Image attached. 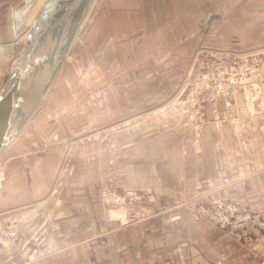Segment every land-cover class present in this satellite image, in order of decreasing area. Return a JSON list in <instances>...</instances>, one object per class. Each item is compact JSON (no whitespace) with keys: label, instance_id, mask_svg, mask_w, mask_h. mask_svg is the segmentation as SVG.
<instances>
[{"label":"crops","instance_id":"1","mask_svg":"<svg viewBox=\"0 0 264 264\" xmlns=\"http://www.w3.org/2000/svg\"><path fill=\"white\" fill-rule=\"evenodd\" d=\"M10 1L4 10L0 8L11 32L9 40L0 37V81L6 75L10 51L23 38L27 12L36 1L30 22L44 0ZM139 1L148 24L140 27L127 20L121 28L131 32L125 42L136 37L134 33L151 31L156 16H199V0H110L111 10L117 11L116 16H130L137 11L131 2L138 5ZM220 14L217 18L224 16ZM140 75L141 87L136 83L125 92L128 102L144 104L146 98L166 94L165 76L146 81L145 73ZM177 105L160 109L161 115L172 111L169 119L129 121L124 128L113 127L110 137L78 143L77 159L61 166L67 136L45 143L20 139L22 150L8 155L5 167L0 166L4 198L0 215L14 222L19 244L13 249L9 239L0 235V264H264V98L260 87L228 88L220 96L218 113H211L207 124L193 128L182 122L181 111L186 112L182 108L179 112ZM12 157L17 162L6 176ZM104 173H112L121 186L136 189L143 198L126 208L111 207L102 218L91 197L95 180ZM220 199L250 209L252 222L229 229L199 216L200 204ZM38 239L47 243L48 251L41 248L42 242L33 246Z\"/></svg>","mask_w":264,"mask_h":264},{"label":"rangeland","instance_id":"2","mask_svg":"<svg viewBox=\"0 0 264 264\" xmlns=\"http://www.w3.org/2000/svg\"><path fill=\"white\" fill-rule=\"evenodd\" d=\"M9 2L11 1L0 0V8L4 10ZM141 3L139 1L137 5L131 2L132 5L135 4L133 9L137 10L134 12L136 15L129 16L125 13L116 16L117 11L111 10L113 5L110 0H99L77 37L64 69L41 109L0 157V166L5 167L8 157L22 150L19 145L20 139H39L40 142L45 143L63 136H67L70 140L59 163L60 166L67 164L71 159H77L78 143L110 137L112 128L117 124L124 128L127 122L140 121L141 118L169 119L173 116L172 111L170 114L161 115L160 109L169 110L176 102L179 112L181 108L186 112L181 111L184 115L182 122L187 123L189 128H193L195 124L205 125L211 119V113L208 112V121L200 122L199 119L196 120L192 111L186 110L181 103L183 96L181 89L184 86L188 88L189 81L199 71L201 59L219 50L232 53L264 50V0H199V16L181 17L174 15L175 13L156 16L155 23H151V31L139 36L138 33H134L137 36L125 42L131 32L127 33L125 30L121 32V28L127 20L134 21L140 27L148 24L144 21L146 17L143 16ZM211 12H220L224 16L215 17L210 23ZM179 27L183 30L179 31ZM184 28L187 30L185 31ZM1 36L7 39L11 36V32H7L4 24V16H0ZM18 48L19 45L16 44L15 51H10L8 68ZM134 72L136 75H133ZM142 73H145L146 81H149V77L150 80L154 78L160 81L158 74H161L160 77L165 76L166 94L161 97L146 98L147 102L144 104L142 100L133 104L132 99L128 102L125 92L136 83L141 87ZM4 78L0 81V87ZM116 88L119 89H117L118 95L117 91L114 92ZM110 93L115 94L112 96ZM15 159L10 158L6 176L15 168L17 162L14 161ZM6 182L3 180L2 183ZM94 188L92 202L96 209L101 211L102 218L107 217V210L111 207L126 208V205L137 203L143 198L136 202L115 201L112 191L114 188L115 192H123L129 188L121 186L112 173L99 175L94 182ZM2 203L4 198L0 196V210ZM8 203L12 205L13 201L9 200ZM203 204L209 205V203L199 205V216L215 223L200 213L199 209ZM14 232V222L0 215V235L9 239L13 249L19 244ZM42 237L41 239H44V236ZM41 242L38 239L33 246L38 247ZM46 244L43 241L40 246L48 251Z\"/></svg>","mask_w":264,"mask_h":264},{"label":"water","instance_id":"3","mask_svg":"<svg viewBox=\"0 0 264 264\" xmlns=\"http://www.w3.org/2000/svg\"><path fill=\"white\" fill-rule=\"evenodd\" d=\"M99 0H44L0 87V156L41 109ZM210 15L209 21L221 17Z\"/></svg>","mask_w":264,"mask_h":264},{"label":"built area","instance_id":"4","mask_svg":"<svg viewBox=\"0 0 264 264\" xmlns=\"http://www.w3.org/2000/svg\"><path fill=\"white\" fill-rule=\"evenodd\" d=\"M257 84L264 98V50L248 53H232L219 50L203 57L199 71L189 81L188 88L181 89L182 106L191 110L196 120L208 121L209 113L217 114L222 93L230 87H248ZM209 112V113H208ZM114 200L139 201L143 194L136 189L115 192ZM200 213L209 217L221 228L237 229L249 225L254 214L241 208L238 202L220 199L209 205H201Z\"/></svg>","mask_w":264,"mask_h":264},{"label":"bare ground","instance_id":"5","mask_svg":"<svg viewBox=\"0 0 264 264\" xmlns=\"http://www.w3.org/2000/svg\"><path fill=\"white\" fill-rule=\"evenodd\" d=\"M35 2L36 1H34L33 2V4H32V6L30 7V9H29V11L27 12V15H26V19H25V29H26V27L32 22V20H33V17H34V15L32 16V18H31V20H30V22H28L29 20H28V18H29V15H30V12H31V10H32V8H33V6H35L36 4H35ZM27 22H28V24H27ZM25 29H24V31L21 33V35H23L24 34V32H25ZM14 61V60H13ZM13 61H12V63H13ZM12 63H11V65H12ZM10 65V66H11ZM190 71V70H189ZM186 79V78H185ZM179 100V99H178ZM177 101V100H176ZM175 101V102H176ZM167 104V103H166ZM166 106V105H165ZM42 107V106H41ZM164 107V106H163ZM163 111V110H162ZM152 112H154V111H152ZM158 113V112H157ZM141 115V114H140ZM143 115H145V114H143ZM148 116V115H147ZM142 119V118H141ZM123 121V120H122ZM127 121H129V120H127ZM120 122V121H119ZM118 123V122H117ZM117 125H119V124H117ZM110 128V127H109ZM87 137H89V136H87ZM91 138V137H90ZM82 141V140H81ZM107 197V196H106ZM110 197V196H109ZM111 198V197H110ZM43 202V201H42Z\"/></svg>","mask_w":264,"mask_h":264}]
</instances>
